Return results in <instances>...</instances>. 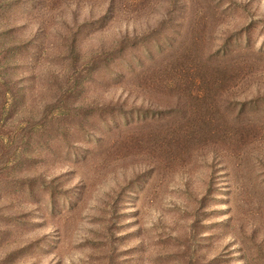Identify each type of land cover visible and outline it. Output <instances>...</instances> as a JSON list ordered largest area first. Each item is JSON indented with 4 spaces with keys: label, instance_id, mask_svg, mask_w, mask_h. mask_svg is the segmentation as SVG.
I'll use <instances>...</instances> for the list:
<instances>
[{
    "label": "rangeland",
    "instance_id": "1",
    "mask_svg": "<svg viewBox=\"0 0 264 264\" xmlns=\"http://www.w3.org/2000/svg\"><path fill=\"white\" fill-rule=\"evenodd\" d=\"M0 264H264V0H0Z\"/></svg>",
    "mask_w": 264,
    "mask_h": 264
}]
</instances>
